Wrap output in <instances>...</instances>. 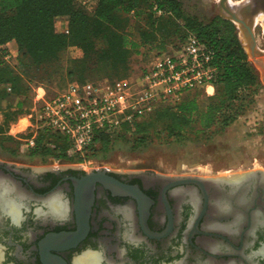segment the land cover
Masks as SVG:
<instances>
[{
    "label": "flooded vegetation",
    "instance_id": "af4514ba",
    "mask_svg": "<svg viewBox=\"0 0 264 264\" xmlns=\"http://www.w3.org/2000/svg\"><path fill=\"white\" fill-rule=\"evenodd\" d=\"M238 178L0 155V264H264V168Z\"/></svg>",
    "mask_w": 264,
    "mask_h": 264
},
{
    "label": "trees",
    "instance_id": "16d2710c",
    "mask_svg": "<svg viewBox=\"0 0 264 264\" xmlns=\"http://www.w3.org/2000/svg\"><path fill=\"white\" fill-rule=\"evenodd\" d=\"M85 0H0V111L13 108L12 96L25 99L29 88L24 84L22 76L16 74L9 66L6 57L9 49L6 45L15 42L20 65L25 68L29 83L44 81L42 73L50 79L53 74L51 66L56 64L62 54L70 47H79L83 51L81 59L73 60L68 70V77L75 83L86 82L85 73H91L88 62L94 58L107 63L114 74H121L128 69L132 51L138 48L129 41L124 25V15L132 13L145 14L149 30L142 31L141 46L161 38L156 50L165 52L166 38L181 36L182 44L189 34L195 35L202 43L214 52L213 65L217 68L216 93L210 103L202 107L200 102L190 94L176 105L158 108L150 117L135 125L131 137L139 142L146 139L148 127L156 120L170 118L171 123L165 131L174 137L183 132L186 125L197 116L203 131L229 126L252 100V90L257 85V76L249 63L237 35L236 26L229 20L216 17L203 24L195 18L185 16L178 0H94L93 10L83 4ZM91 1V0H86ZM123 15V16H122ZM67 17L69 33H58L55 19ZM178 21L183 22L182 25ZM170 27V28H168ZM163 31V32H162ZM167 34L165 35V33ZM164 33V34H163ZM30 70L40 72V76H29ZM115 78L110 81L120 80ZM104 79L92 82L98 83ZM11 88L8 92L7 89ZM56 96V95H55ZM47 98H50L47 94ZM7 102L6 108L3 103ZM24 101H19L16 111L6 113V121L15 123L18 116L24 114ZM130 128L125 126L124 133L111 138L101 132L96 136L95 146L86 157H92L98 149L108 150L110 145L119 139H128ZM31 148L32 156L51 157L57 160L68 159L69 143L66 138L41 131Z\"/></svg>",
    "mask_w": 264,
    "mask_h": 264
},
{
    "label": "rangeland",
    "instance_id": "374dc122",
    "mask_svg": "<svg viewBox=\"0 0 264 264\" xmlns=\"http://www.w3.org/2000/svg\"><path fill=\"white\" fill-rule=\"evenodd\" d=\"M181 3L185 16L193 17L198 22L206 24L216 17H222L219 9V0H178ZM255 0H229L233 9H240L246 4H253ZM96 1L88 2V8L93 10ZM123 16V15H122ZM124 25L127 29L129 41L136 43L138 48L131 52L127 71L117 75L107 63L99 62L91 55L88 62L91 73H85L86 81L97 82L102 79L127 80L135 82L152 60L158 50L161 32L156 33V39L151 38V43L146 47L141 46L142 31H148L147 17L145 14L137 16L132 13L124 15ZM180 25L183 22L178 21ZM55 28L58 33H62L66 28L69 29L67 17L55 19ZM170 28V27H168ZM237 28V27H236ZM255 36L258 48L264 52V12L255 18ZM163 32V31H162ZM165 33V31H164ZM163 33V34H164ZM167 32L165 33V35ZM67 35V34H65ZM237 35L241 44L249 53V63L257 76V85L252 90V100L247 103L243 113L238 116L229 126L224 128H214L213 131H203L199 118L196 116L194 121L186 125L180 135L171 137L167 135L165 129L171 123L170 118L156 120L149 126L148 134L144 142L138 141L135 137L119 139L114 141L108 150L98 149L92 157L68 158L57 160L51 157L32 156L31 147L27 144V139L31 138L36 127V121H28V115L33 113L36 89L42 87L50 98L66 91L74 81L68 77V70L73 60L81 59L83 51L79 47L68 48L60 57V60L51 66L50 79L46 73H42L45 78L40 83L28 82L25 68L20 65L18 59L17 45L9 47L13 50V57L7 60L10 68L22 76L24 84L29 88L26 99L22 96L10 97L9 104L13 108L0 111V155L5 159H15L18 162L28 163L34 169L38 166L48 165L49 167L58 166H85L88 168H131L155 170L163 174L173 175H196V176H215L231 178L243 175L242 172L264 168V82L262 72L257 66L255 59L247 48L246 40L237 29ZM16 44V43H15ZM182 45L181 36H169L166 38V51L173 53ZM29 76H40L41 73L30 70ZM0 85V89H4ZM8 92H10L7 89ZM212 92V90H210ZM216 93V91H215ZM41 94L43 92L41 91ZM191 97H195L202 107L208 105L214 95L210 96L204 91L191 92ZM19 101H24V114L18 116L15 123L6 121L8 111H16L15 105ZM7 102L3 103L6 108ZM34 118L36 115L33 113ZM33 128L27 129L29 125ZM41 131L38 133L40 134ZM38 136V135H37ZM87 161L84 163V161ZM226 178V179H227Z\"/></svg>",
    "mask_w": 264,
    "mask_h": 264
},
{
    "label": "built area",
    "instance_id": "2783aa9c",
    "mask_svg": "<svg viewBox=\"0 0 264 264\" xmlns=\"http://www.w3.org/2000/svg\"><path fill=\"white\" fill-rule=\"evenodd\" d=\"M83 4L88 6V1ZM62 33L68 34L69 29ZM11 57L13 52L9 50L6 60ZM213 58V50L189 34L177 51L157 52L135 82L73 83L52 98H47L46 90L38 87L32 110L36 117L33 113L28 115L29 122L35 119L36 127L31 124L27 127H34L27 144L34 147L38 133L48 131L67 139L69 158H85L101 132L114 138L123 134L127 126L131 137L135 125L158 108L176 105L191 92L214 95L217 68Z\"/></svg>",
    "mask_w": 264,
    "mask_h": 264
},
{
    "label": "water",
    "instance_id": "95a60500",
    "mask_svg": "<svg viewBox=\"0 0 264 264\" xmlns=\"http://www.w3.org/2000/svg\"><path fill=\"white\" fill-rule=\"evenodd\" d=\"M219 9L222 18L231 21L237 27L239 33L243 35L251 57L255 59L257 66L262 72V80L264 82V52L258 48L254 31L255 18L261 12H264V0H255L253 4H246L240 9H233L229 4V0H219ZM244 50L249 57V53L245 48Z\"/></svg>",
    "mask_w": 264,
    "mask_h": 264
},
{
    "label": "crops",
    "instance_id": "0c3cea01",
    "mask_svg": "<svg viewBox=\"0 0 264 264\" xmlns=\"http://www.w3.org/2000/svg\"><path fill=\"white\" fill-rule=\"evenodd\" d=\"M12 45H16L15 42H10V43H8V44L6 45V47L10 50L9 47H12ZM10 51L14 53L13 50H10Z\"/></svg>",
    "mask_w": 264,
    "mask_h": 264
},
{
    "label": "bare ground",
    "instance_id": "6f19581e",
    "mask_svg": "<svg viewBox=\"0 0 264 264\" xmlns=\"http://www.w3.org/2000/svg\"><path fill=\"white\" fill-rule=\"evenodd\" d=\"M243 174H244V173H243ZM221 177H223V176H221ZM234 177H235V176H233V177H231V178H234ZM238 177H239V176H238ZM238 177H237V178H238ZM224 178H227V177L225 176ZM228 179H229V177H228Z\"/></svg>",
    "mask_w": 264,
    "mask_h": 264
}]
</instances>
